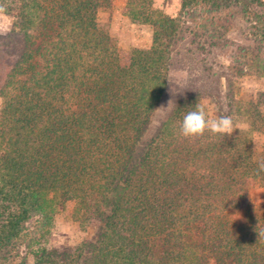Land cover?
I'll list each match as a JSON object with an SVG mask.
<instances>
[{
  "label": "trees",
  "instance_id": "trees-1",
  "mask_svg": "<svg viewBox=\"0 0 264 264\" xmlns=\"http://www.w3.org/2000/svg\"><path fill=\"white\" fill-rule=\"evenodd\" d=\"M108 1L0 0L14 19L0 36V264H264V212L229 217L264 185V145L257 153L244 131L182 137L200 92L145 140L184 23L202 20L217 47L242 22L254 42L240 48L243 65L264 73V0H182L176 17L127 0L128 17L152 29L127 62L98 23ZM243 105L229 107L264 134L263 116ZM68 202L94 234L58 250L50 227Z\"/></svg>",
  "mask_w": 264,
  "mask_h": 264
},
{
  "label": "rangeland",
  "instance_id": "rangeland-1",
  "mask_svg": "<svg viewBox=\"0 0 264 264\" xmlns=\"http://www.w3.org/2000/svg\"><path fill=\"white\" fill-rule=\"evenodd\" d=\"M181 2L182 0H153L156 9L172 17L178 15ZM194 21L196 22L191 20L182 25L185 30L183 40L177 48L168 84L157 109L167 108L171 101L169 108L155 112L145 140L155 134L181 97L200 92L201 105L205 107L208 118L231 116L237 128L233 133L242 131L248 133L258 153L264 145V134L251 125L243 114L244 110L241 114L233 113L229 107L236 105V108L244 109V103L248 107L252 105L251 109L255 108V112L261 114L264 120V73L255 71L254 67L247 66V69L243 65L244 54L240 50L241 47L252 48L254 42L246 36L245 24L231 20L232 25L225 40L218 38L215 40L218 46L211 47L210 42L213 40L208 34L215 35V32L202 30L204 24L202 20ZM98 23L112 37L123 62H127L132 51L148 49L152 44L151 27L133 22L128 17L127 0H109L98 11ZM12 30H14L13 17L0 10V36L9 34ZM240 70L244 73H240ZM227 79H230V84ZM262 120L259 119L258 123L260 130L264 129ZM253 129L256 131L253 132ZM74 208V203L68 202L56 213L50 227L48 246L58 250L73 248L84 239L93 236L94 226H81ZM262 212H264V185L256 183L248 190L247 209L232 211L229 217L235 223L243 224L249 213ZM38 220V217H33L29 222L31 233H36L41 228Z\"/></svg>",
  "mask_w": 264,
  "mask_h": 264
},
{
  "label": "clouds",
  "instance_id": "clouds-1",
  "mask_svg": "<svg viewBox=\"0 0 264 264\" xmlns=\"http://www.w3.org/2000/svg\"><path fill=\"white\" fill-rule=\"evenodd\" d=\"M170 102L171 101H169V105ZM169 105L167 108L161 107L157 110H167ZM235 129L237 128L234 126L231 116H220L215 119H210L208 118L205 107L197 103L194 110L184 115L180 123L179 134L189 139L201 137L206 131L214 135L230 136ZM259 168L261 171H264V162L259 164Z\"/></svg>",
  "mask_w": 264,
  "mask_h": 264
}]
</instances>
